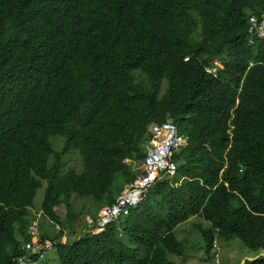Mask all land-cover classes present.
<instances>
[{
	"label": "trees",
	"instance_id": "trees-1",
	"mask_svg": "<svg viewBox=\"0 0 264 264\" xmlns=\"http://www.w3.org/2000/svg\"><path fill=\"white\" fill-rule=\"evenodd\" d=\"M263 13L264 0H0V264L41 258L26 248L36 234L60 264H181L175 229L194 216L211 223L197 224L209 257L216 239L263 252L264 39H249ZM168 119L186 140L177 175L105 230L67 231L74 197L112 203L140 172L149 126ZM73 148L80 174L63 171Z\"/></svg>",
	"mask_w": 264,
	"mask_h": 264
},
{
	"label": "rangeland",
	"instance_id": "rangeland-1",
	"mask_svg": "<svg viewBox=\"0 0 264 264\" xmlns=\"http://www.w3.org/2000/svg\"><path fill=\"white\" fill-rule=\"evenodd\" d=\"M166 84V83H165ZM51 142L53 144L54 152L61 151L64 147V138L60 135H53L51 137ZM55 154H51L49 157V164L55 162ZM64 168L63 171L68 169H73L78 174L84 171V164L80 151L76 148L71 149L63 157ZM128 163L131 162L130 159L126 160ZM137 169H141L142 161L137 164H133ZM45 181L43 186L38 190L37 196L35 198V210L34 213H42L40 211V206L44 197L46 184ZM96 207V208H95ZM100 207L98 204L93 202L89 197L79 198L74 197V202L72 206L73 212H80L79 218L72 223L73 230L67 229V231L77 233L79 236L82 233L89 231V217L90 219H96L100 214ZM59 212L60 217L64 220L66 218L67 209L65 206H59L56 208ZM91 209V211H89ZM36 215V221L40 224V227H44L50 231L51 234H56L59 230V226H54L46 217L42 215ZM197 224L202 225L204 228L211 227V223L207 220L202 219L200 216H194L189 220L181 223L175 229V233L180 240L186 241L185 252L182 256L170 254V259L181 263V264H244V261L247 259L257 258L260 254H256L254 251L246 248L239 238L233 239L231 242H226L222 239H216L217 247L212 251L209 257V254L206 252L204 245V238L197 227ZM39 227V228H40ZM37 227L34 226L32 231L36 234L40 230L36 231ZM68 234V233H65ZM70 234V233H69ZM37 236V234H36ZM34 239H37L36 237ZM68 238L63 237V241H66ZM35 251L32 250V253ZM217 253V254H216ZM31 264H60L58 256L56 254L55 247L49 249L44 257L39 258L32 262Z\"/></svg>",
	"mask_w": 264,
	"mask_h": 264
},
{
	"label": "built area",
	"instance_id": "built-area-1",
	"mask_svg": "<svg viewBox=\"0 0 264 264\" xmlns=\"http://www.w3.org/2000/svg\"><path fill=\"white\" fill-rule=\"evenodd\" d=\"M249 33L250 41H254L255 35H260L264 39V13L261 16L249 17ZM216 63L218 67H223L219 62ZM207 70L215 75L218 68ZM149 132L150 137L143 143L145 156L141 169L138 168L140 172L136 179L127 184L112 203L102 206L96 219L92 220L89 217V231L98 233L105 230L109 224L118 222L120 218L129 213L132 207L143 202L149 188L158 180L172 179L177 175L178 164L173 156L185 145V136L179 132L172 119L152 124L149 126ZM34 238L32 243L26 245V248L28 251L34 250V253H40L42 258L54 246V241L41 244L39 238ZM29 261L28 256L19 258L20 264H29Z\"/></svg>",
	"mask_w": 264,
	"mask_h": 264
},
{
	"label": "clouds",
	"instance_id": "clouds-1",
	"mask_svg": "<svg viewBox=\"0 0 264 264\" xmlns=\"http://www.w3.org/2000/svg\"><path fill=\"white\" fill-rule=\"evenodd\" d=\"M216 62H219L220 64H222V65H223V63H222V62H220V61H219V60H217V59H216ZM216 64H217V63H216ZM168 120H169V119H168ZM33 228H34V227H33ZM35 229H36V228H35ZM36 231H37V229H36ZM32 232H33V231H32ZM33 233H34V232H33ZM35 237H37V238H38V236H35ZM65 237H66V236H65ZM49 241H51V240H49ZM54 243H55V242H54ZM216 247H217V244L215 243V244H214V249H215ZM52 248H53V247H52ZM214 249H213V250H214ZM216 254H217V253H216ZM244 262H245V261H244Z\"/></svg>",
	"mask_w": 264,
	"mask_h": 264
},
{
	"label": "water",
	"instance_id": "water-1",
	"mask_svg": "<svg viewBox=\"0 0 264 264\" xmlns=\"http://www.w3.org/2000/svg\"><path fill=\"white\" fill-rule=\"evenodd\" d=\"M32 229H34V228L32 227V228H31V231H32ZM260 255H264V251L261 252ZM260 255H259V256H260ZM259 256H258V257H259Z\"/></svg>",
	"mask_w": 264,
	"mask_h": 264
}]
</instances>
